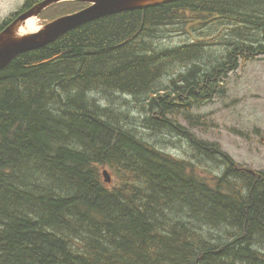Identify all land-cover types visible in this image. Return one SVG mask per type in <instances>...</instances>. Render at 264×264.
<instances>
[{"label": "trees", "instance_id": "trees-1", "mask_svg": "<svg viewBox=\"0 0 264 264\" xmlns=\"http://www.w3.org/2000/svg\"><path fill=\"white\" fill-rule=\"evenodd\" d=\"M262 55L264 0L113 13L17 55L0 69V264H264V170L186 131ZM119 94L190 153L151 142Z\"/></svg>", "mask_w": 264, "mask_h": 264}, {"label": "rangeland", "instance_id": "rangeland-1", "mask_svg": "<svg viewBox=\"0 0 264 264\" xmlns=\"http://www.w3.org/2000/svg\"><path fill=\"white\" fill-rule=\"evenodd\" d=\"M26 2L27 0H0V22L14 11L20 10ZM84 3L75 0H62L53 3L35 17L34 23L38 29L61 14L68 13L69 10L81 8L80 5H84ZM196 12L198 14L193 17L195 21V24L192 25L193 30H198L199 17H202L201 11L194 9V14ZM209 19L211 21V18ZM181 39L182 36H176V40ZM232 74L224 83L228 87V92L224 96L216 95L213 101L198 108L192 107L194 108L192 113L196 116L197 114L202 115V119L197 122L194 128L186 131H191L198 138H212L221 145L222 149L232 156L234 155L243 164L252 166L254 169L264 170V142L262 140L264 137V55L254 61L243 63ZM121 94L110 98V100L113 105L119 102L121 107L130 104V110L136 109L129 113L131 120H135L131 125L136 124L144 136L153 143H162L161 145L167 151L178 150L182 154L190 153L189 141L186 138L176 135L169 137L166 129H159L151 123L144 122V118L140 117L141 105L137 99ZM150 112V116L155 119L154 112ZM188 112L183 114L179 112L181 115L176 112L174 116L183 117ZM143 113H145L144 110ZM172 142L177 144L173 149L170 147ZM103 167L110 168L107 165Z\"/></svg>", "mask_w": 264, "mask_h": 264}, {"label": "water", "instance_id": "water-1", "mask_svg": "<svg viewBox=\"0 0 264 264\" xmlns=\"http://www.w3.org/2000/svg\"><path fill=\"white\" fill-rule=\"evenodd\" d=\"M62 0H42L21 13L0 33V69L11 62L17 55L45 46L66 32L99 17L122 11L141 9L179 0H80L89 5L79 11L61 15L36 31H19L29 19H36L41 11L53 3ZM107 183L112 182L110 172L105 169Z\"/></svg>", "mask_w": 264, "mask_h": 264}, {"label": "bare ground", "instance_id": "bare-ground-1", "mask_svg": "<svg viewBox=\"0 0 264 264\" xmlns=\"http://www.w3.org/2000/svg\"><path fill=\"white\" fill-rule=\"evenodd\" d=\"M70 4V3H69ZM71 5V4H70ZM60 7V6H58ZM63 7V6H62ZM56 8V7H55ZM59 9V8H57ZM61 9V8H60ZM202 14V13H201ZM199 14V15H201ZM48 18V17H47ZM36 20L35 19H29L26 23V25L20 29L21 32H26V31H36L37 30V26L36 23H34ZM172 34V33H171ZM207 35V34H206ZM201 36V35H200ZM208 48V47H207ZM171 88V87H170ZM196 107V106H195ZM183 114V113H182ZM169 115V114H168ZM179 115H181L179 113ZM172 117V116H171ZM177 117V116H176ZM159 134V133H158ZM157 137V136H156ZM178 151V150H177ZM172 152V151H171ZM180 156V155H179ZM7 168V167H6ZM4 171V170H3ZM39 181V180H38ZM39 183V182H38Z\"/></svg>", "mask_w": 264, "mask_h": 264}, {"label": "flooded vegetation", "instance_id": "flooded-vegetation-1", "mask_svg": "<svg viewBox=\"0 0 264 264\" xmlns=\"http://www.w3.org/2000/svg\"><path fill=\"white\" fill-rule=\"evenodd\" d=\"M87 4V3H86ZM88 5V4H87ZM81 6V8H78V10L79 9H82V8H84V7H86V5L85 6H83L82 7V5H80ZM72 12L74 11V9L73 10H71ZM17 18V10L16 11H14L10 16H8L7 18H5L2 22H0V30H2L4 27H6L7 25H9L13 20H15Z\"/></svg>", "mask_w": 264, "mask_h": 264}]
</instances>
